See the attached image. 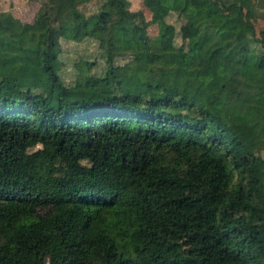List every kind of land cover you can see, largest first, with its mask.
<instances>
[{
  "label": "trees",
  "instance_id": "obj_1",
  "mask_svg": "<svg viewBox=\"0 0 264 264\" xmlns=\"http://www.w3.org/2000/svg\"><path fill=\"white\" fill-rule=\"evenodd\" d=\"M83 1L0 9V264H264V0Z\"/></svg>",
  "mask_w": 264,
  "mask_h": 264
},
{
  "label": "rangeland",
  "instance_id": "obj_2",
  "mask_svg": "<svg viewBox=\"0 0 264 264\" xmlns=\"http://www.w3.org/2000/svg\"><path fill=\"white\" fill-rule=\"evenodd\" d=\"M38 6L39 0H0V9L9 10L14 16L23 21L32 20ZM96 6L97 0H86L80 4V7L86 13L95 10ZM129 7L133 9L139 7L142 8L145 13L146 19L150 18V10L143 5L142 0H129ZM168 19L170 21H173L177 26L178 21L175 19V15L173 13L168 16ZM146 29L147 32L151 36H153L157 33L158 25L154 22L147 23ZM258 29L259 26H256V32L258 31ZM176 39L178 41L179 37H177ZM60 41L62 46V50L60 53L61 61H59L58 59H54L53 61L57 66H60L61 64L60 73L66 82H71L74 77L80 72L77 63L85 62V59H94L96 61V64L92 67V70L96 69L97 71H99L103 69L104 59L100 56L99 51L96 49L95 42L92 39L85 38L81 40H73L61 37ZM125 60V57H119L116 61L121 63ZM82 66H84L83 63ZM84 69L86 68L84 67ZM167 90L171 94L179 93V90L175 88H167ZM136 140H140V138L134 139L129 147L135 146ZM118 147L119 146H115L114 149ZM259 153H262L264 155V147L261 148ZM232 214L233 216H238L240 212L233 211ZM74 232L77 233V231ZM89 237L90 236H82L78 234L75 246L77 248L83 247V245H85L89 240Z\"/></svg>",
  "mask_w": 264,
  "mask_h": 264
}]
</instances>
